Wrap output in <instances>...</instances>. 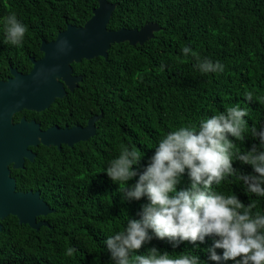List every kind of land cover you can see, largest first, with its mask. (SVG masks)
Returning a JSON list of instances; mask_svg holds the SVG:
<instances>
[{"label": "trees", "instance_id": "1", "mask_svg": "<svg viewBox=\"0 0 264 264\" xmlns=\"http://www.w3.org/2000/svg\"><path fill=\"white\" fill-rule=\"evenodd\" d=\"M107 1L116 5L109 30L140 29L147 23H156L160 30L143 45L112 44L107 59L72 64L73 73L83 75V81L69 98L83 100L94 113L101 109L102 119L88 141L60 151L42 145L30 148L36 154L34 162L11 169L16 190L38 191L54 212L38 217L49 224L38 230L19 225L14 216L0 220V264H114L105 244L107 237L123 230L128 217L139 219L141 205L147 203L144 197L124 199L119 182H112L105 173L121 146H135L144 153L136 169L142 172L166 133L239 104L249 114L244 117L245 139L235 141L233 152L250 150L253 144L264 147L251 133L253 126L264 128V0ZM97 5L98 0H0V21L15 12L28 26L22 44L16 46L8 41L0 23V78L8 77L10 68L27 74L31 58L42 57V41H53L69 24L83 26ZM184 47L202 59L220 61L224 71L202 73L197 60L185 56ZM249 92L251 101L246 99ZM233 167L253 174L251 166L235 157ZM189 183L186 170L177 190ZM213 188L236 194L245 205L255 201V210L264 214V197L249 193L236 176ZM215 239L208 236L203 243L185 241L173 247L167 238L153 235L138 254L153 246L169 254L187 250L203 264H215L206 251ZM69 247L77 249L72 256L67 255Z\"/></svg>", "mask_w": 264, "mask_h": 264}, {"label": "clouds", "instance_id": "2", "mask_svg": "<svg viewBox=\"0 0 264 264\" xmlns=\"http://www.w3.org/2000/svg\"><path fill=\"white\" fill-rule=\"evenodd\" d=\"M7 39L12 45L22 44L28 26L15 12L3 17ZM65 42H61L63 44ZM185 56L197 60L202 73H222L220 61L201 58L184 47ZM164 65H161V71ZM248 101L252 93L246 94ZM247 108L231 105L222 113L201 119L198 124L182 125L161 137L142 172L136 170L144 158L135 146H121L119 155L108 162L105 170L112 182H119L124 199L147 203L141 205L139 219L128 217L123 230L108 236L105 244L114 264H203L191 251L169 254L155 246L138 254L153 235L167 238L173 247L179 243H203L205 237L216 239L206 251L215 264H264V214L256 211L257 203L245 205L232 193L226 195L213 188L227 177L236 176L249 193L264 197V147L253 144L250 150L233 152L235 141L243 142L247 129ZM253 136L264 146V128H251ZM231 137L232 139H229ZM235 160L251 166L253 174H242L233 167ZM187 170L190 183L180 190L181 177ZM129 187L128 182L137 177ZM151 232V235H150ZM217 249L222 254H217ZM77 249L69 247L67 255Z\"/></svg>", "mask_w": 264, "mask_h": 264}, {"label": "water", "instance_id": "3", "mask_svg": "<svg viewBox=\"0 0 264 264\" xmlns=\"http://www.w3.org/2000/svg\"><path fill=\"white\" fill-rule=\"evenodd\" d=\"M115 8L114 3L98 0L97 7L83 26L69 24L53 41H42L39 47L42 57L38 60L31 58L29 73L10 68V78L0 81V220L14 216L19 225H27L34 230L49 227L47 221L37 219L54 210L38 191H16L11 169H23L26 161L34 162L36 154L30 148L42 145L59 150L61 145L72 147L87 141L95 135V122L102 116L90 118L85 128L60 130L52 127L43 131L38 124L24 118L13 123V115L23 109L44 111L56 99L65 96V87L73 91L81 81V77L72 74L73 63L97 57L107 59L112 44L143 45L160 30L156 23H147L140 29L111 31L107 25Z\"/></svg>", "mask_w": 264, "mask_h": 264}, {"label": "flooded vegetation", "instance_id": "4", "mask_svg": "<svg viewBox=\"0 0 264 264\" xmlns=\"http://www.w3.org/2000/svg\"><path fill=\"white\" fill-rule=\"evenodd\" d=\"M72 74L74 76L81 77V81L77 83V87L73 91H70L68 90L67 87H65V92H66L65 96L62 99H56L51 104V105L54 104L52 108L49 107L41 112H35V111H29L23 109L20 112L13 115L12 122L18 123L22 118H24L28 122L33 121L36 124H38L40 129L43 131L52 127H56L60 130H63L65 128L72 129L74 127L85 128L90 118L96 117L100 114L103 116L101 109L95 107L96 110L98 109V112L94 113L93 108L88 106V104L83 100L80 99L78 100L76 98L75 99L69 98V95H73L75 92L79 91L80 85L83 81V75L73 73V69H72ZM8 78H10V75L5 79L0 78V81H6L8 80ZM57 100H59L58 103L56 102ZM46 110L48 111L46 112ZM16 115H19V117L18 119L15 120ZM102 116L95 122V135H96L97 123L102 119ZM76 144H74L73 146H75ZM65 146L66 145H61L59 151L62 150ZM73 146L69 148H73Z\"/></svg>", "mask_w": 264, "mask_h": 264}]
</instances>
